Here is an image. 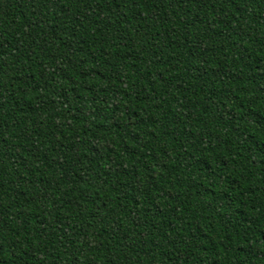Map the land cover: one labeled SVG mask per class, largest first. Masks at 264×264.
Returning <instances> with one entry per match:
<instances>
[{"label": "trees", "instance_id": "obj_1", "mask_svg": "<svg viewBox=\"0 0 264 264\" xmlns=\"http://www.w3.org/2000/svg\"><path fill=\"white\" fill-rule=\"evenodd\" d=\"M0 264H264V0H0Z\"/></svg>", "mask_w": 264, "mask_h": 264}]
</instances>
